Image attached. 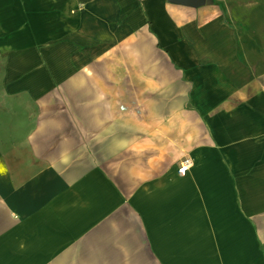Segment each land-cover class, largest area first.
Wrapping results in <instances>:
<instances>
[{
  "label": "crops",
  "instance_id": "1",
  "mask_svg": "<svg viewBox=\"0 0 264 264\" xmlns=\"http://www.w3.org/2000/svg\"><path fill=\"white\" fill-rule=\"evenodd\" d=\"M0 55V264H264V0H0Z\"/></svg>",
  "mask_w": 264,
  "mask_h": 264
},
{
  "label": "built area",
  "instance_id": "2",
  "mask_svg": "<svg viewBox=\"0 0 264 264\" xmlns=\"http://www.w3.org/2000/svg\"><path fill=\"white\" fill-rule=\"evenodd\" d=\"M191 166V161L189 158L187 157H184L182 160H180L178 162V165H177V174L182 176L184 175L188 168Z\"/></svg>",
  "mask_w": 264,
  "mask_h": 264
},
{
  "label": "water",
  "instance_id": "3",
  "mask_svg": "<svg viewBox=\"0 0 264 264\" xmlns=\"http://www.w3.org/2000/svg\"><path fill=\"white\" fill-rule=\"evenodd\" d=\"M171 3L189 6V7H198L203 3V0H168Z\"/></svg>",
  "mask_w": 264,
  "mask_h": 264
},
{
  "label": "rangeland",
  "instance_id": "4",
  "mask_svg": "<svg viewBox=\"0 0 264 264\" xmlns=\"http://www.w3.org/2000/svg\"><path fill=\"white\" fill-rule=\"evenodd\" d=\"M3 68H4V59L3 57L0 55V100H1V96H2V72H3ZM4 119L3 115L0 112V121ZM184 158V157H183ZM182 158V159H183ZM180 159V160H182ZM179 160V161H180ZM8 257V254L6 255ZM3 260H4V254H3ZM9 260V259H8Z\"/></svg>",
  "mask_w": 264,
  "mask_h": 264
}]
</instances>
